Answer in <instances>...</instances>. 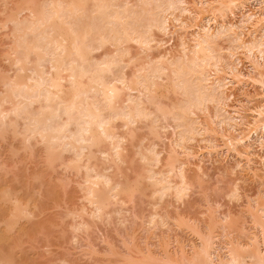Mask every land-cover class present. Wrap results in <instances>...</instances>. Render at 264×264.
Masks as SVG:
<instances>
[{
  "label": "bare ground",
  "instance_id": "bare-ground-1",
  "mask_svg": "<svg viewBox=\"0 0 264 264\" xmlns=\"http://www.w3.org/2000/svg\"><path fill=\"white\" fill-rule=\"evenodd\" d=\"M21 2H19L21 4L16 6L17 9L15 8V12L12 13L10 18L7 17L16 26L15 38L18 42H21L19 45L23 47L24 52H22L23 56H21V49H18L20 56L18 55L19 57H17L15 54L17 61H12L18 70V73L14 75L15 78H11V76L6 81H4V77L2 79L4 83H7V86H10V90L6 86L9 92L4 97H1L3 99L0 98V135L8 131L7 128H13L10 126L12 125L10 119L12 113L19 117L24 115V111L25 113L27 112V108L38 104L36 110L33 109L34 111L28 113L32 121V126L27 128V124L24 129L27 128L26 131L29 133L31 140L33 137H38L46 146L50 145L52 147L49 150L50 153L47 154L48 161L54 160L55 163L57 154L61 153L60 156L62 157L63 152L74 151L77 157V160L75 159L76 163L78 162L76 166L74 163V166L81 169L86 160L84 159L82 164L81 161L83 157H87L88 164H86L87 162L85 163V168L95 172L96 178L93 177L94 180H91V186L88 192L89 196L86 199H89V202L91 205H94L98 213L102 212L114 197L116 200V197L121 192H130L124 188L113 192L119 182H116L118 183H115L116 185L113 184L110 178L111 175L109 176L108 173L106 174L104 172L106 171L104 170L106 169L104 166L101 168L102 166H91L89 163L93 158H96V153L98 152L103 154L105 158L103 160L107 159V161L109 160L110 163L113 162L117 166H119L118 163L120 161H124L125 158L123 157V148L121 145L123 136L119 135L117 131L116 124H119L117 123L118 121H121L122 124L119 125L128 128L130 132L128 134H131L133 131L131 127L137 121L151 120L149 123L151 125L150 128L152 129V133L156 135L158 133L157 131L160 130H157L156 126L160 122L163 123L164 121L163 124L165 126L162 123L159 125L167 128L171 124H165V121L172 120L170 122H173L172 128L174 129L173 133H175L173 135L176 136L171 138V145L173 147H170L172 151H169L171 153L166 158L165 166L167 169L162 167L164 170H156L157 168L155 166L159 163V156L161 154L159 155V150L155 152V150H148L147 148L146 151L140 152L141 159L145 161L142 163L143 165L145 164L142 167L143 169L140 168L141 166L139 167L142 173L137 171L141 174L139 175L140 177L143 175L150 179L152 185L150 183L148 184L153 188V195L157 194L161 198L173 189L171 178L173 176H179L181 178V184L178 186L175 185L176 187L174 186L176 188V192H174L176 195L174 194V196L181 198V200L183 196L186 198V192L192 186V184L187 186L189 184H187L184 171L186 168L183 167L185 163L180 161L181 158L177 159L176 155H179L177 148L180 147L189 156H194L191 150L192 148L187 144L194 141L197 136H204V133L218 134V130H220L215 129L216 127L214 125L213 128H215L213 129L212 124H209L211 127H208V123L207 125L203 124L208 127L205 128L202 125V121L200 119L198 120V117H195L196 114L199 115L197 110L204 111L207 109V106L209 108V103H214L215 105L213 107H215L216 111L214 112V117L211 113L212 119L214 118L212 123L216 124L217 127L218 125L227 126L226 128L220 127L222 130V132L220 131V136L224 142L223 147L225 146L221 151L216 150L218 147V144L215 143L217 141L216 137V139L213 136L208 138L202 137L200 139L202 142L209 143V145L206 143V146L210 148L208 153H212L215 150L222 153L227 150V153L230 149H233V151L237 150V145L239 146V144L244 143V145L246 144V149L237 151L244 156L249 152L248 147H251L253 142H259L264 137L261 134V136L259 135V127L248 129L246 132V128L240 126L242 125L241 120L244 119L245 115L240 113L239 108L236 109L233 107L237 110H233L234 112L228 109L232 93L228 94L227 92L229 84L233 81L244 83V80H242L243 73L238 69V65L241 62L239 58L234 59L239 50H243L245 52L244 54H246L245 56L251 60V67L259 71V73L254 72L259 75L260 79L258 81L264 89V0H221L220 2L218 1L219 6L217 5V7L216 4L211 6L213 3L209 5L205 4V6L210 7L201 8L200 10L196 9L195 11L188 6L190 4L187 6L184 5L186 4V0H136L135 2L130 0H24V2ZM140 4H143L142 7ZM236 8L242 10L239 23L224 20L227 16L226 13H234V9ZM177 10H180L179 14L176 13ZM184 12L189 13L192 17L195 15L194 20L196 24L194 23L192 26L194 28L196 27V29L191 34L188 33L190 34L189 39L186 38L188 34L187 36L185 34L180 35L179 47L177 49L175 48L176 51L174 52V49H170V45L173 43L169 45V48L167 46L168 42L166 43L167 40L163 37L160 38L159 35L157 37V34H154V30L165 35L169 34L172 31L170 30L172 22H176L175 24L178 22L181 30L183 26H186V21L182 19ZM24 13L26 14L21 17ZM218 14L224 18L222 22L218 21V17L216 16ZM188 24L190 25V23ZM175 27L178 28V24ZM183 32L186 31L184 30ZM222 37L229 38L228 43L230 45L228 46V51L220 48L218 40ZM132 44L135 46L136 44L138 45L135 47V49L138 47L137 50L139 51L137 53H134L135 50H132ZM164 45L167 47H164ZM17 47L18 43L16 49ZM16 49L15 51L17 52L18 50ZM220 49L227 51L226 53L231 57L229 61L228 57L223 56L225 52L222 55ZM154 50L159 51V54H154ZM259 58L263 61L260 62ZM221 65L224 67L222 68L223 71L230 74V77H232L231 80L228 79V76H224L226 73L224 75L221 73L223 76L219 73L222 71ZM127 69H130V73H128ZM163 86L168 88H163ZM160 88L166 89L168 95L173 93L176 99L171 98L173 97L171 96L167 98L172 99L170 103H165L166 101L164 102L163 98L168 97V95L166 92H162V94L160 92L158 93ZM160 91L162 90L160 89ZM261 103L258 104L259 106L257 105L258 109L255 110L256 117H254L255 121L253 125L260 126L259 124H261L260 127L264 128V103ZM6 105H10V107ZM26 117L29 121L28 115ZM245 123L249 127L252 121ZM13 124L16 125V122ZM243 125L245 126V124ZM203 131L205 132L203 133ZM232 131L242 132H239V134L236 132L237 135ZM131 135L132 137L134 136V134ZM261 142L264 143V141ZM105 143H109V147H105ZM138 143H141L140 140ZM153 144L152 147L154 146ZM135 145H138L137 142H135ZM143 145L142 147L145 146ZM250 147L249 149H251ZM178 150L180 149L178 148ZM137 155L139 156V153ZM163 157L165 156L163 155ZM184 160L183 162H186ZM177 162L181 164L178 165ZM108 165L106 166L108 167ZM134 167L132 166V169ZM120 182L122 183V181ZM102 185L104 186L103 189ZM133 186H137L138 188V185H135V183ZM124 204L126 203L124 202ZM261 208L263 209V207ZM95 210H92V212H95ZM19 211H22V209H19ZM19 211L17 213L20 214ZM255 211L254 209L253 215L257 219L253 221L256 226L261 228L262 236L255 235L250 244H244L243 241L242 245L236 240L233 241L237 243H232V245L230 244L231 247H228L229 251L227 254L229 258H225L226 260L221 259L219 262L215 260L217 257L216 248L212 246L211 235L207 236L208 233H212L211 229L215 225H213L214 227L210 226V230L207 227V230L210 232L206 230V235H202L204 231L199 234V231L197 232L198 228H195L196 234H198V237L200 235L201 238L199 243L201 244L203 241V244H201V248L198 246V249L200 248L199 250L195 246L197 253L196 255L190 253L193 255L191 256L192 258L190 254L186 256H189L190 261L189 259L186 261L185 255L183 256L185 253L184 248L179 251L181 253L182 251L184 252L181 255L183 262H180L182 258L179 260L180 263L174 260V258L172 259L178 264H185V262L187 264L188 261V264H264V249L261 248V246H264V219H258V214ZM97 212L95 213L97 214ZM213 217L214 215L211 218ZM213 219H210V223H212ZM182 220L184 219L182 218ZM178 221L180 220L178 219ZM183 222L186 223V220L182 221L180 224L181 227L187 224H183ZM213 222L214 224L216 223V221ZM230 222L232 221H229V225H231ZM178 223L177 226L179 225ZM194 227L196 226H193V229ZM193 232L195 233V231ZM226 242L228 243V241ZM131 256H128V258H131ZM148 256L147 259L142 256L141 259H143V262L144 260L149 264L155 262L152 261L153 256ZM165 258L168 259H165L167 260L166 264H172L167 256ZM132 260L131 258L128 261L131 263ZM156 261L158 260L156 259ZM161 262L157 263L159 264Z\"/></svg>",
  "mask_w": 264,
  "mask_h": 264
},
{
  "label": "rangeland",
  "instance_id": "rangeland-1",
  "mask_svg": "<svg viewBox=\"0 0 264 264\" xmlns=\"http://www.w3.org/2000/svg\"><path fill=\"white\" fill-rule=\"evenodd\" d=\"M21 1L24 2V0H0V98L4 97V95L9 92L7 87H9L10 90V86H7V83H4L2 79L5 78L4 81H6L7 78H10L11 76V78H15L14 75L18 73V70L17 66L12 61L16 62L17 60L15 57H19L20 54L23 56L22 52H24L23 47L19 45L21 42H18L15 38L16 26L9 21L12 13L15 12L16 6L22 3ZM130 1L135 2L136 0ZM218 1L220 2L221 0H186V4L184 5L187 6L190 4L188 6L195 11L196 9L200 10L201 8L210 7L205 6V4L209 5L213 3L211 6L216 4L217 7V5L219 6ZM140 3L142 2L140 1ZM142 5L140 4L141 7ZM239 9H234V13H226V19L220 17L219 14L216 15L218 17V21L222 22L224 19L226 21L230 20L228 22L236 21L235 23H239L242 13V10ZM176 13L179 14L180 10H177ZM25 14L26 13H24L21 17ZM7 17L9 18L7 19ZM194 17L195 15L192 17L189 13L184 12V14H182V19L186 21V26H183L181 30L178 22V28L175 27V25L177 26V24H175L176 22H172V26L170 27V30L172 31L169 32V34L165 35L161 32L159 33L157 30H154V34H157V37L159 35L160 38H165L167 40L166 43L168 42V47L171 43H173L170 45L171 48H169L172 50L174 49L173 51L175 52L177 47H179V39H181L180 35L185 34L187 36L188 33L191 34L193 30L196 29V27L194 28L192 26V24L194 25L195 23ZM188 23H190V25ZM13 28H15L14 31ZM184 30L186 32H183ZM190 34L186 37L187 39L190 38ZM228 42V37H222L218 40L220 48L225 50L229 48L228 46L230 43ZM17 43L18 47L16 49ZM133 44L132 50H135L136 52L134 51V53H137L139 50H137L138 47L136 49L135 47L138 45L136 44L135 46ZM167 46L164 45V47ZM15 49H21V52L19 50L16 52ZM225 50H221V54L225 52L224 55H222L228 57L229 61L231 57L228 56V53H226L228 50ZM18 52H20V54ZM153 52L154 54H159V51L157 50H154ZM244 53L245 52L243 50H239L234 58H239V61L241 62L238 65V69L243 73L242 80H244V83L233 81L229 84L227 92L228 94H232L229 100L230 106L228 109L231 110V112H234L237 108H239L238 110L240 113L245 115L244 119L241 120L242 125L240 126L246 128V132L248 129L250 130L254 129V127H259V135L261 134L264 136V131L261 132L264 130V128L260 127L261 124H259L260 126L255 124L253 125V122L255 121L254 117H256L255 110L258 109V104L261 102L264 103V89L258 81V79H260L259 75H257L259 71L251 67V60L245 56L246 54ZM259 60L260 62L263 61L260 58ZM222 65V71L219 73H223L224 75L226 72L223 71L222 68H224V65ZM127 71L130 73V69H127ZM224 76H228L229 80L232 78L228 73ZM163 88L166 87L163 86ZM160 89L162 91H160ZM160 89L158 90V93L160 92L161 94L162 92L167 91L166 89ZM166 94L168 95L167 92ZM171 96H173V93L168 95V97H164L163 101H166L165 103H170L172 99L170 100L167 98H170ZM171 98L176 99L174 96ZM37 105H33V107L31 106L32 108H27V112L25 113L24 111V115H21L22 117H17L14 113H12V118L10 115L12 125L10 126L13 127L14 130L13 128H7L8 131H5V133L3 132L0 135V264H126V262L131 258L133 260L131 263L128 261L127 264H149L146 260L143 262V259H141L142 256L147 259L148 255V257L153 256L152 261H155L156 263L162 261L159 264H166V261L168 260L165 258L166 256L170 259L169 261L172 262V264H178L177 262H179L181 258L182 260H180V262H183V257L181 255L184 252L183 256L185 255L186 261L189 259V256H186L190 253L196 255V248L199 250L201 248V244H203V241L201 244L199 243L201 238L200 235L198 237V234L196 233L199 231V234H201L202 231H204V234L202 233V235H206L207 233L205 234V232H210V226L212 227L213 225H215V227L213 226L214 228L211 229V232L214 234L208 233L207 236L211 235L210 238L212 239V246L216 248L217 254L215 260L219 262L221 259L226 260L225 258H229L227 253L229 251L228 247L230 244L232 245V243L236 244L237 242H240L243 245V241L244 244H250L255 235H260V237L262 236L261 228L256 226L254 222L257 218H255L253 214L255 209V212L258 214V219H264V143L261 142L264 141V137H262L263 139L260 137L262 140L260 139L259 142H253L251 147L249 146L251 149L248 147L249 154L247 153L244 156L237 152L240 149V151L246 149V144L244 145V143L239 144V146L237 145V150L233 151V149H230V151L227 152L228 154L226 153L227 150L223 153L216 151H221L222 148H225V146L223 147L224 142L221 139L220 134L222 132L221 128H226L227 126L218 125L217 127L216 124L212 123V120L214 119H212V116H215L214 112L216 111L215 107H213L215 105L214 103L208 104L209 108L207 106V109L209 111L207 109H205L206 111L197 110L199 115L196 114L195 117H198V120L200 119L202 121V125H207L208 123V127L212 124V128L214 125L216 127H214L215 129H220L218 130V134H210L209 132L204 133L205 131H203L205 134L204 136H197L194 141L189 142L187 145L192 148L191 150L193 151L194 156H189L186 151L180 147H178L180 150L177 148V153H179V155H176L177 159L181 158L180 161L185 163L183 164V167L186 168H184V171L187 178V184H189L187 186L192 184L189 190H186V198L183 196L182 200L181 198L174 196V194L176 195V193H174L176 192L175 187L181 184V178H179V176H173L175 180L171 177L174 190L172 189L162 198L157 194H154L156 196L153 195V188L151 187L152 182L150 183V179H148V177L142 175V179L139 176L141 175L140 173H142V167L145 166V164H142L145 161L141 159L140 152L146 151L147 148L148 150L153 149L155 152L159 150V155H162L159 156V163L157 162L158 164L155 166L157 169H155L160 171L166 168V158L169 157V154L171 153L169 151H172V149L170 150V147L172 146L171 138L176 136L173 135L175 133H173L174 129L172 128L173 122H170L172 120L168 122L165 121V124H171V126H168L167 128L164 127V121L163 123L160 122L159 124L162 123L164 126H160L159 124L157 125L158 127L156 126L157 130L160 129L159 131L155 129L158 132L156 135L152 133V129L150 128L151 125L149 123L151 120H147L148 122L146 120H140V122L137 121V123L134 124L136 127L134 125L131 127L133 129L131 134H134V138L131 134H128L129 129L120 126L122 122L118 121L117 123L120 125L116 124L117 131L119 135L123 136L121 145L123 148V157L125 158L124 161H120V163H118L119 166H117L113 162L110 163L109 160L107 161V159L103 160L105 159L103 154L98 152L96 153V158H93L89 163L91 166L98 165V167L102 166L101 168L104 166V168H106L104 170L106 171H103L106 174L108 173L109 176L111 175L110 178L113 184L116 185L118 184L116 182H119L117 188H114L113 192L123 188L127 191L129 190L130 192H121L118 195L119 197H116V200L115 197H112V201L110 200L111 202L103 210L104 213L103 211L98 213L95 210L94 205H91L89 202V199H86V197L89 196L88 192L90 190L91 180L93 181V177H95V172L92 170L89 171L85 168V163L87 162L86 164H88L86 159L87 157H83L81 164L84 162V159L86 161L80 169L75 167L78 162L76 163L77 157L75 156L74 151L69 152L63 150L65 152H63L62 157L60 156L61 153L57 154V159H60L58 160L59 162L56 159L54 163V160L48 161L47 155L50 153L49 150L50 148L52 149V147L50 145L46 146L38 137H33L35 139L31 137L32 140L29 138V133L26 129L32 126V121L28 113L36 110ZM7 107H10V105ZM242 107L245 108L243 109ZM251 109L252 111H250ZM27 115L30 119L29 121L26 117ZM244 121H252V124L249 125L251 128H249ZM15 122L16 125L13 124ZM243 124H245V126ZM26 126L27 128L24 129ZM204 127L206 128L207 126ZM232 132H234V134H239V132L242 131H236L237 133L235 131ZM215 134L217 135L214 136ZM211 136L217 138H215L217 140L215 143L218 144V147L212 153H208L210 148L209 146H206L207 142H202L200 139H202V137L208 138ZM139 140L141 142L140 144L138 143ZM135 142H137L138 145H135ZM142 144L146 146L145 147L143 145L145 149L142 147ZM152 144L154 145L153 147ZM104 145L105 147H109V143H105ZM148 145L151 146L148 147ZM207 145H209V143H207ZM137 148L138 150L140 149V151H138ZM138 153L139 156L137 155ZM163 155L165 157H163ZM161 160L162 162L164 160V162H160ZM183 160L186 162H183ZM177 164L180 165L181 163L177 162ZM106 165L112 168H108ZM132 166L135 167L132 169ZM139 167L141 169H139ZM137 171H140V173ZM120 181H122V183ZM176 182H178V184H176ZM134 183L135 185H138V188L137 186H133ZM103 187L104 186L102 185V189ZM124 202L126 204H124ZM16 205H18V207H16ZM261 207H263V209ZM14 208L15 210L13 211ZM19 209H22V211H19ZM92 210H95L97 214L92 212ZM18 211L20 214L17 213ZM256 213L255 215L257 216ZM179 215H181V218ZM213 215L214 219L211 218ZM182 218L184 220H182ZM178 219L180 220L178 221L179 223L177 222ZM210 219H213V224L210 223ZM185 220L189 226L183 222V224L186 225L183 226L182 224L183 227H181L180 224ZM228 220L232 221L230 222L231 225H229ZM161 221L163 222L161 223ZM213 221H216V223L214 224ZM177 223L179 224L178 226ZM193 226H196L194 229L198 228L197 232L196 229H193ZM207 227H209V230H207ZM189 230H193L195 233L193 231L191 233ZM225 240L228 241V243ZM235 240L237 242H233ZM198 246L200 247L199 249ZM182 248H184V252L182 251L181 253L179 251H181ZM261 248L264 249V246H261ZM126 255L131 256V258H128ZM154 255L156 256L154 257ZM191 256L193 255L190 254V257ZM172 258L177 260V262H174ZM3 260L4 262H2ZM155 262L152 264H156Z\"/></svg>",
  "mask_w": 264,
  "mask_h": 264
}]
</instances>
